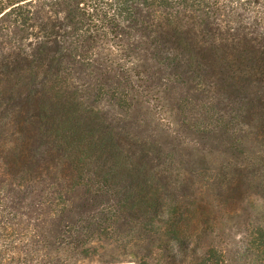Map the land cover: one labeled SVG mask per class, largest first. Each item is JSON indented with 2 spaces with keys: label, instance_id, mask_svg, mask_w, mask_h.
Instances as JSON below:
<instances>
[{
  "label": "trees",
  "instance_id": "16d2710c",
  "mask_svg": "<svg viewBox=\"0 0 264 264\" xmlns=\"http://www.w3.org/2000/svg\"><path fill=\"white\" fill-rule=\"evenodd\" d=\"M153 85L237 167L264 160V0H0V264H228L135 193L122 140L152 144L141 169L173 158L132 125Z\"/></svg>",
  "mask_w": 264,
  "mask_h": 264
},
{
  "label": "rangeland",
  "instance_id": "374dc122",
  "mask_svg": "<svg viewBox=\"0 0 264 264\" xmlns=\"http://www.w3.org/2000/svg\"><path fill=\"white\" fill-rule=\"evenodd\" d=\"M105 53L114 69L140 63L121 55L116 46L109 45ZM135 114L132 125L137 133L151 136L173 154L164 175L159 169L150 172L141 169L140 155L153 151L152 144L142 146L122 140L129 156L125 158L127 168L141 170L135 193L153 198L147 211L173 216L175 225L186 230L189 245L215 246L224 252L228 264H264V243L254 240L258 226L264 227L263 153H257L254 165L237 167L238 155L231 156L217 139L183 125L164 92L154 85L136 95ZM124 171L126 183L131 172ZM141 210L146 211L143 207Z\"/></svg>",
  "mask_w": 264,
  "mask_h": 264
}]
</instances>
